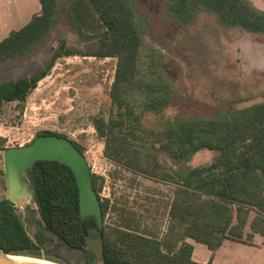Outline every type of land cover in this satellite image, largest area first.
<instances>
[{"label": "trees", "instance_id": "trees-1", "mask_svg": "<svg viewBox=\"0 0 264 264\" xmlns=\"http://www.w3.org/2000/svg\"><path fill=\"white\" fill-rule=\"evenodd\" d=\"M40 10L26 25L0 40V65L10 59L31 56L49 38L63 11L83 50L68 47L60 39L49 63L28 76L0 80V115L6 103H23L62 55L115 57L109 90L107 121L96 118L94 126L105 138L104 155L134 174L173 186L168 214L169 233L158 237L139 231L135 216L121 215L120 223L86 234L79 213L78 187L71 168L59 161L37 160L25 179L38 206L39 221L67 246L82 250L86 264L94 260L87 248L88 236L100 239L104 264H213L223 239L253 244L255 233L264 234V101L204 115H175L160 129L144 122L146 113L161 112L175 94L173 78L165 68V53L146 38L149 15L137 0H39ZM167 15L180 25L190 24L202 11L215 14L226 27L264 33V9L251 0H165ZM65 134L42 130L37 135ZM0 137V150L2 141ZM83 153L80 145L73 141ZM157 144V147H156ZM217 151L208 163L170 169L157 161L163 151L176 163L188 161L200 149ZM99 195V177L92 173ZM102 217L109 199L100 200ZM115 209V207H114ZM256 214L245 231L249 212ZM187 238L205 244L212 252L205 263L192 258ZM43 232L32 239L15 206L0 198V249L39 256ZM66 264L69 262L64 261Z\"/></svg>", "mask_w": 264, "mask_h": 264}, {"label": "rangeland", "instance_id": "rangeland-1", "mask_svg": "<svg viewBox=\"0 0 264 264\" xmlns=\"http://www.w3.org/2000/svg\"><path fill=\"white\" fill-rule=\"evenodd\" d=\"M251 1L264 9V0ZM137 4L150 17L146 38L165 53V68L175 85V94L168 106L159 113L145 114L146 125L160 129L166 119L175 115L209 116L221 109L231 110L264 101V33L223 26L214 13L207 11L200 12L190 24L183 26L167 15L165 0H137ZM60 39H65L68 47L77 50L88 45L78 37L61 10L49 38L26 58L37 61L33 71L49 63ZM13 60L0 65V78L12 75L3 73L2 66L7 64L6 69L9 68ZM115 65V57L62 55L23 103L3 106L0 115V137L4 139L0 150V198L6 197L4 150L29 143L39 131H55L80 145L92 173L99 177L101 200L109 199L103 227L117 226L121 215L130 214L135 216L139 231L162 237L169 233L173 224L168 214L173 186L134 174L107 158L103 153L105 138L94 126L96 118L107 121L110 114L109 90ZM155 152L157 161L170 169L208 163L217 154L215 150L204 148L188 161L176 163L165 152ZM29 194L15 208L32 239L41 232L46 237L38 251L41 255L34 258L58 264H66L64 261L86 264L82 250L70 248L56 234L45 229ZM255 214L254 209L249 212L245 231L249 230V222ZM88 221L85 222L87 235L88 230H97L91 217ZM255 234H258L256 244L259 249L238 252L237 260L245 258L246 264H264V234ZM87 248L94 255L91 264H104L98 236H88Z\"/></svg>", "mask_w": 264, "mask_h": 264}, {"label": "water", "instance_id": "water-1", "mask_svg": "<svg viewBox=\"0 0 264 264\" xmlns=\"http://www.w3.org/2000/svg\"><path fill=\"white\" fill-rule=\"evenodd\" d=\"M50 159L68 165L77 182L78 204L81 217H91L98 230L103 227L100 198L93 186L92 171L83 153L68 137L49 134L37 135L29 143L7 147L3 152L6 198L14 205L28 193H33L25 179L26 170L37 160ZM11 255L34 257L5 252L0 249V264H25L9 259ZM31 264V263H30Z\"/></svg>", "mask_w": 264, "mask_h": 264}, {"label": "crops", "instance_id": "crops-1", "mask_svg": "<svg viewBox=\"0 0 264 264\" xmlns=\"http://www.w3.org/2000/svg\"><path fill=\"white\" fill-rule=\"evenodd\" d=\"M39 0H0V40L4 39L13 30L20 29L28 23L31 17L40 10ZM31 61V62H30ZM38 65L37 61L31 59L18 60L14 59L9 68L2 66L3 73L10 75L9 77L0 78L6 80L10 78H18L32 74L34 68ZM255 234L253 244H247L232 239H223L220 246L215 250L212 258L213 264H246L245 258L237 260L235 257L239 253L251 252L258 246L256 244ZM189 242L193 245L192 258L198 262H207L212 254L211 250L203 243L197 242L189 238ZM259 249V248H257Z\"/></svg>", "mask_w": 264, "mask_h": 264}, {"label": "bare ground", "instance_id": "bare-ground-1", "mask_svg": "<svg viewBox=\"0 0 264 264\" xmlns=\"http://www.w3.org/2000/svg\"><path fill=\"white\" fill-rule=\"evenodd\" d=\"M14 262L17 263H25V264H58L49 260L34 258V257H28V256H22V255H11L8 257Z\"/></svg>", "mask_w": 264, "mask_h": 264}, {"label": "flooded vegetation", "instance_id": "flooded-vegetation-1", "mask_svg": "<svg viewBox=\"0 0 264 264\" xmlns=\"http://www.w3.org/2000/svg\"><path fill=\"white\" fill-rule=\"evenodd\" d=\"M33 201H34V203H35V205H33L34 207L33 208H37V210H38V206H37V203H36V200H35V198H34V195H33ZM82 219H83V224H85V222L86 223H88L89 221V217L88 216H85V217H82Z\"/></svg>", "mask_w": 264, "mask_h": 264}]
</instances>
